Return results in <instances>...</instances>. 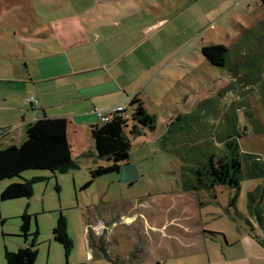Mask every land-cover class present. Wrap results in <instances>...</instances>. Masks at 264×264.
<instances>
[{"label":"rangeland","instance_id":"rangeland-1","mask_svg":"<svg viewBox=\"0 0 264 264\" xmlns=\"http://www.w3.org/2000/svg\"><path fill=\"white\" fill-rule=\"evenodd\" d=\"M237 1L0 0V29L8 28L5 43L0 44L14 54L26 39L33 38L35 27L30 21L37 18L30 12L40 17L43 27L53 21L64 27V18L75 16L71 23L83 37L84 28L98 22L96 14L107 11L102 18L107 24L119 11V20L125 23L120 33L111 34L113 38L107 42L105 33L98 31L99 42L83 46L89 48L86 50L79 47L70 55L88 51L101 58V63L119 58L116 73L130 96L139 93L146 111L157 119L154 132L129 136V164L119 173L96 179L88 188L90 171L107 162L82 156V151H75L73 157L78 168L67 174L27 171L1 183L0 193L12 181L46 179L34 186L31 199L0 201V264H7L6 251L17 252L33 238L26 243L20 236V217L26 209L32 215L31 233L39 232L35 264H116L119 259L112 262L101 257L102 250L115 257V253L138 246L147 253L142 264H264L243 248L254 235L264 240V226H259L248 208L251 192L264 186V178H254L252 172L253 160L258 158L264 166V133L259 131L264 127V105L256 87L259 80L264 82V12L257 7L261 0H249L251 15L245 11L235 18L231 15ZM244 6L248 5H239L238 10ZM234 20L245 29H233ZM154 23L156 29L146 34L144 29ZM211 43L228 47L224 68L212 66L203 57L202 48ZM66 57L56 53L48 60L62 69ZM36 61V57L29 59L30 71ZM248 78H253V84ZM45 85L50 88L52 82ZM203 101L210 102L201 108L204 113L200 111L199 122H188L189 136L219 123L234 131L247 130L239 140L244 156L236 204H232L236 193L227 187L211 192L186 189L180 177L181 160L162 147L167 117L169 121L178 111L191 114ZM129 106L127 103L126 108ZM82 143L87 150L89 138L84 137ZM60 212L67 219L73 242L68 255L53 239ZM215 234H223L229 246ZM120 260L130 264L123 256Z\"/></svg>","mask_w":264,"mask_h":264},{"label":"trees","instance_id":"trees-1","mask_svg":"<svg viewBox=\"0 0 264 264\" xmlns=\"http://www.w3.org/2000/svg\"><path fill=\"white\" fill-rule=\"evenodd\" d=\"M264 7V0H261ZM203 56L214 67L224 68L228 49L224 45L207 46L202 49ZM233 73V70L230 71ZM253 84V78H248ZM252 81V82H251ZM257 82V81H256ZM261 102L264 105V82L259 80ZM210 101H203L198 108L188 115H179L169 122L161 138L162 147L174 153L181 160L180 177L186 189L190 191H214L217 187H227L236 194L232 204H236L241 186L242 162L244 154L241 151L239 140L247 135V130L234 131L227 124L219 123L211 130L198 131L189 136L188 122H199L201 108ZM204 113V111H202ZM130 124L132 128L130 129ZM186 124V127L183 125ZM68 121L64 118L42 119L29 124L27 139L21 146H9L0 150V184L6 180L20 178L27 171H48L53 175L67 174L76 170L77 164L73 159L72 147L68 136ZM157 119L149 114L143 103L136 97L130 101V106L123 111L115 112L111 119L101 125L91 128V141L94 145L96 158L107 162L106 166H98L90 171L91 179L85 188L103 176L119 173L129 164L132 149L131 136H142L145 131L156 130ZM223 125V126H222ZM231 125V124H230ZM189 127V128H188ZM264 133V127L259 130ZM175 140L178 141L175 142ZM87 157H91L89 154ZM254 178H264V166L257 158L253 160ZM46 181L45 178L36 177L22 182H9L0 193V201H13L18 199H31L34 196V186ZM60 192L59 186H57ZM254 195L256 197H254ZM248 208L251 216L259 226H264V186H259L249 195ZM21 218L20 236L28 243L17 252H5L7 264H35L38 257L36 237L38 230L31 233L32 215L27 209ZM215 236L224 238L223 234ZM258 243L264 247L262 237L254 235ZM53 239L62 245L67 253L73 248V242L68 234V222L62 212L59 213L56 227L53 229ZM102 257L114 262L106 251ZM119 261V260H118ZM120 264V262H115Z\"/></svg>","mask_w":264,"mask_h":264},{"label":"crops","instance_id":"crops-1","mask_svg":"<svg viewBox=\"0 0 264 264\" xmlns=\"http://www.w3.org/2000/svg\"><path fill=\"white\" fill-rule=\"evenodd\" d=\"M248 1L238 0L232 8L236 12L231 16L236 18L239 13H245V11L251 15V6ZM245 4L248 6H244L243 10H238L239 5ZM257 7L264 12L260 1ZM30 14L37 18L33 21L31 18L30 21L35 27L31 31L33 38L26 39L24 44L21 43V47L15 54L6 44H0V150L9 146L22 145L27 139L28 125L46 116L53 119L64 118L68 121V136L73 157L75 151L79 153L82 151V156L89 154L96 159L94 145L90 137L91 128L103 123L101 116L114 112L118 107L126 108V104H130V101L135 97L140 101L141 98L139 93L130 96L131 92L127 91L126 84L117 75L116 67L119 66V58L108 63H101L98 62L101 58L87 53L88 51H76L74 55H70V52L79 47L85 50L89 49L83 46H90L94 43L93 41L99 42L102 37L97 33L98 31L104 32V40L109 42L113 38L111 34L120 33L121 26L125 25L119 20L121 13L119 11L115 13L113 20L107 24L102 23L103 16L109 14L107 11L96 14L98 22L84 28L83 37L79 36V27L71 23L75 16L65 17L64 27L54 21L50 23L49 27H43L39 22L40 17L35 12H30ZM21 19L23 21V16ZM239 26L245 29L238 20L232 21L233 29ZM155 27H157L156 23L145 28L144 31L146 34H151L156 29ZM50 30L52 31L51 35L48 33ZM7 32L8 28L6 27L0 29V42L5 43L3 38ZM214 45L224 44L211 43L204 47ZM112 48L116 49L117 46ZM33 53L36 55L33 56ZM56 53L67 55L60 67L62 69H57L48 60ZM32 57H36L37 61L30 71L28 63ZM15 61H23L26 65L23 68L22 64H14ZM50 82L52 85L47 88L45 84ZM144 108L146 109L145 106ZM181 114L182 112L178 111L177 114L169 118V121L167 117L166 127L168 122ZM86 136L89 138L87 150L82 143V139ZM253 239L247 240L243 248L248 251L250 257L264 260V247ZM224 240L225 247H228V242L225 238ZM107 253L110 254L109 251ZM115 254L113 258L119 259L120 264V256H123L124 260L130 264H142L147 258V253L140 246L127 253Z\"/></svg>","mask_w":264,"mask_h":264},{"label":"built area","instance_id":"built-area-1","mask_svg":"<svg viewBox=\"0 0 264 264\" xmlns=\"http://www.w3.org/2000/svg\"><path fill=\"white\" fill-rule=\"evenodd\" d=\"M123 110H124L123 107H118L117 109L114 110V112L109 113V114H107V115H103V116H101L103 122L107 121L108 119H111V118L113 117V115H114L115 112H119V111L121 112V111H123Z\"/></svg>","mask_w":264,"mask_h":264}]
</instances>
